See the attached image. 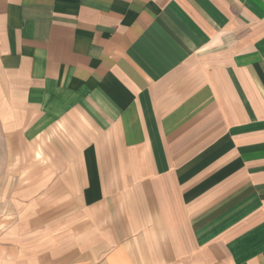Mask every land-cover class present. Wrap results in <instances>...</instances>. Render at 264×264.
<instances>
[{"label": "crops", "instance_id": "crops-1", "mask_svg": "<svg viewBox=\"0 0 264 264\" xmlns=\"http://www.w3.org/2000/svg\"><path fill=\"white\" fill-rule=\"evenodd\" d=\"M0 104V264H264V0H0Z\"/></svg>", "mask_w": 264, "mask_h": 264}, {"label": "rangeland", "instance_id": "rangeland-1", "mask_svg": "<svg viewBox=\"0 0 264 264\" xmlns=\"http://www.w3.org/2000/svg\"><path fill=\"white\" fill-rule=\"evenodd\" d=\"M10 114V111H3L0 104V232L26 211L21 208L26 199L22 187L37 177L33 175L37 171H48L49 167H54L53 157L57 153L52 151L45 155L44 150L52 147L51 141L60 137L59 131L54 128L34 142L22 143L20 133L8 126L10 122L6 118Z\"/></svg>", "mask_w": 264, "mask_h": 264}]
</instances>
